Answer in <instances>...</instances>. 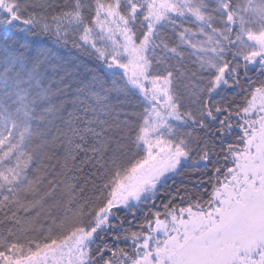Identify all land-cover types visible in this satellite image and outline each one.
<instances>
[{
  "label": "snow or ice",
  "instance_id": "1",
  "mask_svg": "<svg viewBox=\"0 0 264 264\" xmlns=\"http://www.w3.org/2000/svg\"><path fill=\"white\" fill-rule=\"evenodd\" d=\"M0 31V264H264V0H0ZM29 36L110 85L58 99Z\"/></svg>",
  "mask_w": 264,
  "mask_h": 264
},
{
  "label": "trees",
  "instance_id": "2",
  "mask_svg": "<svg viewBox=\"0 0 264 264\" xmlns=\"http://www.w3.org/2000/svg\"><path fill=\"white\" fill-rule=\"evenodd\" d=\"M2 34V31H0V35ZM168 35L171 39H175L173 34L170 32H168ZM27 39L31 40L34 45H39L51 53L50 62L46 63L40 71L43 85L45 87H51L53 91H56L57 89L62 90L61 94H58V99L66 102L75 99L78 95L76 88L80 86L79 82H87L91 79L93 73L110 85L112 77L109 76L108 70L102 65V63L80 53L79 50L72 47L71 41H69V43L65 46L63 43H57L54 38L46 36H29ZM157 52L159 53V49H157ZM189 66L192 67V65ZM252 74L254 75V73ZM97 90H100L99 86H97ZM232 94V90L226 93L227 96H231ZM114 97L115 94H113V98L111 99L113 105H117L118 108L123 107L128 111L132 110L130 105H119ZM131 99L133 104L137 102L136 98ZM217 99L220 98L217 97ZM65 106L68 111H72L71 103H66ZM135 110L142 111L139 107ZM65 115H67V113H65ZM105 118L109 119L110 117ZM91 171H94V169H92L91 166H86L84 175L87 176ZM200 175L201 173L194 171L193 165L189 163L184 169V175L175 176L169 179L167 185L168 191L174 193L177 188H184L185 186L191 190L195 186L193 182L197 180ZM189 177L192 179L190 180ZM195 187H197V190L199 191L204 187H208V185H199ZM162 199L163 197H158L155 205H153L151 201L143 205L142 211L137 212L136 223L139 222V220L143 217L144 212H147L149 208H152L153 210L159 209L162 211ZM120 215L123 216L124 212L121 211ZM128 218L131 219V216L129 215Z\"/></svg>",
  "mask_w": 264,
  "mask_h": 264
},
{
  "label": "rangeland",
  "instance_id": "3",
  "mask_svg": "<svg viewBox=\"0 0 264 264\" xmlns=\"http://www.w3.org/2000/svg\"><path fill=\"white\" fill-rule=\"evenodd\" d=\"M228 91H230V90H228Z\"/></svg>",
  "mask_w": 264,
  "mask_h": 264
}]
</instances>
